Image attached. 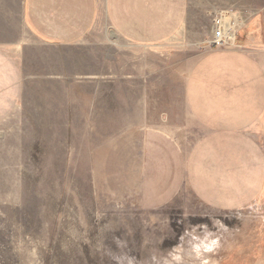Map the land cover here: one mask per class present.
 <instances>
[{
  "label": "rangeland",
  "instance_id": "1",
  "mask_svg": "<svg viewBox=\"0 0 264 264\" xmlns=\"http://www.w3.org/2000/svg\"><path fill=\"white\" fill-rule=\"evenodd\" d=\"M23 3L0 0V47L32 63L25 123L0 124V264H264V165L239 173L236 196L148 200L145 159L150 130L188 150L204 136L187 78L219 20L236 38L226 46L264 53V0H190L157 45L128 44L102 19L56 77Z\"/></svg>",
  "mask_w": 264,
  "mask_h": 264
},
{
  "label": "crops",
  "instance_id": "2",
  "mask_svg": "<svg viewBox=\"0 0 264 264\" xmlns=\"http://www.w3.org/2000/svg\"><path fill=\"white\" fill-rule=\"evenodd\" d=\"M189 10L190 0H24L23 18L54 61L56 77L62 76L63 51L80 44L102 19L128 44L157 45L178 33ZM30 53L0 47V124L25 123ZM184 99L205 134L188 150L167 133H146L148 200H172L185 188L200 200H218L223 192L236 196L239 173L264 165V53L205 51L187 78Z\"/></svg>",
  "mask_w": 264,
  "mask_h": 264
},
{
  "label": "built area",
  "instance_id": "3",
  "mask_svg": "<svg viewBox=\"0 0 264 264\" xmlns=\"http://www.w3.org/2000/svg\"><path fill=\"white\" fill-rule=\"evenodd\" d=\"M217 26L215 29V33L213 35V38L210 42L211 46L215 48H230L226 46L229 42L233 41L235 43L236 38L234 36L230 35L231 29L233 28L230 25H226L228 23H224L223 21L219 20L217 21Z\"/></svg>",
  "mask_w": 264,
  "mask_h": 264
},
{
  "label": "clouds",
  "instance_id": "4",
  "mask_svg": "<svg viewBox=\"0 0 264 264\" xmlns=\"http://www.w3.org/2000/svg\"><path fill=\"white\" fill-rule=\"evenodd\" d=\"M208 250H209V251H211V248H208ZM204 264H208V262H207V261H205V262H204Z\"/></svg>",
  "mask_w": 264,
  "mask_h": 264
},
{
  "label": "bare ground",
  "instance_id": "5",
  "mask_svg": "<svg viewBox=\"0 0 264 264\" xmlns=\"http://www.w3.org/2000/svg\"><path fill=\"white\" fill-rule=\"evenodd\" d=\"M227 21V20H226Z\"/></svg>",
  "mask_w": 264,
  "mask_h": 264
}]
</instances>
